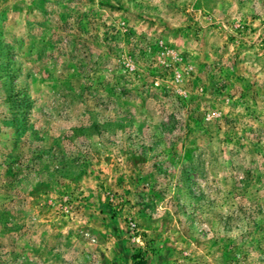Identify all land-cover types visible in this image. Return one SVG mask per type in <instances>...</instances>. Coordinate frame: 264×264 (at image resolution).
Listing matches in <instances>:
<instances>
[{"label":"rangeland","instance_id":"374dc122","mask_svg":"<svg viewBox=\"0 0 264 264\" xmlns=\"http://www.w3.org/2000/svg\"><path fill=\"white\" fill-rule=\"evenodd\" d=\"M264 264V0H0V264Z\"/></svg>","mask_w":264,"mask_h":264},{"label":"trees","instance_id":"16d2710c","mask_svg":"<svg viewBox=\"0 0 264 264\" xmlns=\"http://www.w3.org/2000/svg\"><path fill=\"white\" fill-rule=\"evenodd\" d=\"M142 264H143V262H142Z\"/></svg>","mask_w":264,"mask_h":264}]
</instances>
